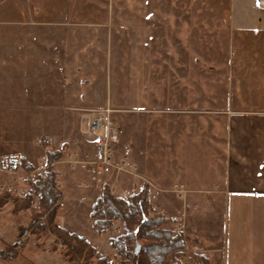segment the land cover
<instances>
[{
  "label": "rangeland",
  "instance_id": "obj_1",
  "mask_svg": "<svg viewBox=\"0 0 264 264\" xmlns=\"http://www.w3.org/2000/svg\"><path fill=\"white\" fill-rule=\"evenodd\" d=\"M232 5V0H4L0 3V160L14 157L22 167L21 159H24L41 174L46 167L44 140L52 151L60 152L61 159L54 167L62 198L56 205L55 221L90 242L95 248L90 260L93 264L101 259L108 264L120 263L110 240L124 234L123 226L115 222L107 234L99 235L90 219L105 184L115 195L124 198L148 184L149 201L160 211L158 195L179 197L173 192L169 175L192 169L207 172L211 161L227 156L231 129L233 137L238 139L236 124H231L229 118L227 126L224 116L227 112L221 110L264 109V17L245 16L240 11L241 3L232 12ZM158 9L165 11L166 26L162 34L154 30ZM147 12L151 16L155 14L149 27L143 22ZM142 25L149 32L143 33ZM133 26V33L126 31ZM144 41L152 45L164 41L165 49L158 50L155 45L143 52L140 45ZM51 42L75 44L77 48L87 44L75 51H85L84 65L79 64V71L80 85L87 87L86 91L80 87V92L87 102L96 80L108 78L111 106L81 113L51 107L59 101L65 104V81L59 80V76L65 77V71L62 72V66L56 68L61 58L56 52H61L60 49H53L54 69L43 72L45 67L39 66L42 73L34 75L29 63L22 62L19 66L16 59L34 51L25 49L21 55L14 49L1 48L13 43H35L43 48ZM5 57L7 61L3 60ZM49 84L54 85V90H49ZM131 106L176 107L181 108L176 112L180 115L198 110V116L192 119L181 115L179 121L158 113H132L128 111ZM106 108L113 111L111 119L120 134L118 155L124 149L130 151V173L103 176L105 184L94 183V186L83 180L73 183L74 178L69 179L71 174L80 177L79 171L86 172L75 161L80 157L84 161L93 160L96 152L93 138L87 134L88 119ZM160 123L170 127L166 131L170 135L178 134L175 146L161 143ZM211 123H214L213 132L217 133L213 137L219 138V144H213L208 134ZM62 140L65 144L58 148ZM220 170L217 172H225L223 166ZM178 182L185 186L188 195L191 192L188 185ZM33 183L0 168V250L10 247L18 253L12 261L0 258V264H71L63 242L49 229L48 214L38 209L40 198L33 192ZM29 193H32V205L27 208L23 200ZM173 201L178 205V200ZM61 202L63 206H58ZM223 211L201 208L188 212L191 216L205 215L210 223L218 219L222 223ZM184 231L187 239L193 241L185 228Z\"/></svg>",
  "mask_w": 264,
  "mask_h": 264
},
{
  "label": "crops",
  "instance_id": "obj_2",
  "mask_svg": "<svg viewBox=\"0 0 264 264\" xmlns=\"http://www.w3.org/2000/svg\"><path fill=\"white\" fill-rule=\"evenodd\" d=\"M232 2V12L241 3L240 11L244 12L245 16L264 17V0H232ZM153 17H155V14L151 16V13L147 12L143 17V22H146L149 27L150 19ZM153 24L154 22H152ZM144 25H142L143 33L146 31ZM105 26H108V24H105ZM165 26V11L158 9L157 27L154 30L162 34ZM133 30H135L134 26L126 29L130 33H133ZM146 32H149V29ZM165 44L164 41L154 43V45L144 41L140 47L143 52L150 50V47L155 45L158 50L160 48L164 50ZM77 45L79 46V44ZM86 45L83 44L80 48H77L75 44L61 43V45H57L51 42L45 43L43 48H39L38 44L35 43H13V45L4 44V47L1 48L4 50L14 49L20 53L25 49L34 51L31 54H25L26 56L29 55L27 58H24L26 56L16 57L19 66L23 65L22 62L29 63L34 69V75H38L42 71L53 70V66L56 65L54 64L56 59L54 58L53 49H60L61 52H56V54L61 58L59 64L55 67L58 69L62 66V72L65 71V77L59 76V80L65 81V98L63 97L65 104L59 101L56 106L52 105L51 107H61L70 113H81L86 109L97 110L106 107L108 104L112 105L111 94H109L111 92L107 93V89L110 91L111 88L108 78L105 80L95 79L97 82L92 86L91 92H88L89 99L87 98V102H85L86 98L82 97L80 87L86 91L87 86L80 85L82 80L79 64L83 63L82 65H84L85 51H75L85 48ZM10 46L13 47L9 48ZM48 50H52V52H48ZM63 50H65L64 53ZM158 53L160 54V52ZM40 55L43 58H39ZM3 60L7 61L8 58L5 57ZM39 66L45 67V69L41 71ZM48 76L50 75L48 74ZM51 78L53 80L54 76ZM49 90H54V85L49 84ZM30 105L35 107L36 104ZM128 109L132 113L148 112V114L158 113L171 118L173 116L174 120L179 121L181 115H184V117L190 116L192 119L198 116V110H193L190 114L180 115L176 112L181 111V108L176 107L163 108L158 106V108L150 109L149 107L137 108L131 106ZM221 111L227 112V114H224L227 117V126L229 118H231V124H236L239 133V137L236 139V137H233V130H230L232 139L226 143L227 156L222 157L219 161H208L210 164H208L207 172H198L199 170L192 169L191 172L182 170L169 175L173 181L170 185L180 183L178 181L181 180L188 185L191 192L185 199H180L175 195H158V206L162 214L178 222L169 224L170 227L176 225V227L185 228L190 238L198 240L211 252V264H264V109L251 112L230 111L229 109ZM158 128L159 131L163 130L160 132L161 143L175 146L178 134L173 133L172 136L170 132L167 133L166 131L170 127L162 126V123L159 124ZM172 129H176V123H174ZM213 131H215L214 123H211L208 134L211 135L213 144H219V138L213 137V134L217 133ZM58 143V148H61L65 141L62 140ZM54 146L53 148H55ZM79 148L81 149V147ZM78 152L82 153L80 150ZM79 159L84 160L82 157ZM222 166L225 172H217L222 171L220 170ZM78 174L80 177L71 174L69 176L70 181L74 178L73 183L86 181L89 185L94 186L88 173L81 170ZM59 178L61 179V175H59ZM204 191L206 192L204 193ZM174 199L179 201L178 205L175 204ZM201 208L224 210L222 212V223L220 219L210 223L205 215H189V210L197 212ZM214 227L219 229L216 230Z\"/></svg>",
  "mask_w": 264,
  "mask_h": 264
},
{
  "label": "trees",
  "instance_id": "obj_3",
  "mask_svg": "<svg viewBox=\"0 0 264 264\" xmlns=\"http://www.w3.org/2000/svg\"><path fill=\"white\" fill-rule=\"evenodd\" d=\"M46 150V167L44 174H37L32 184L33 192L39 196L38 209L48 214V226L66 248V257L71 264H93L90 260L95 255V248L85 238L60 227L55 219L57 203L62 198L58 189V177L55 164L61 159L58 151L50 149L44 140ZM22 168L26 172H34L36 168L21 159ZM32 193L23 201L27 208L32 205ZM151 188L144 184L140 192L126 198L115 195L108 184L104 185L102 198L98 199L90 213L92 227L99 235L107 234L110 227L119 222L124 234L110 240V246L119 257V264H164L175 252L185 248L183 233L167 228L169 224L178 223L156 209L149 201ZM45 229V225L42 226ZM194 242L198 240L193 239ZM139 245V252L136 247ZM18 253L8 247L0 250V258L14 260ZM174 256V255H173ZM202 264H211L206 257ZM96 264H108L104 259Z\"/></svg>",
  "mask_w": 264,
  "mask_h": 264
},
{
  "label": "built area",
  "instance_id": "obj_4",
  "mask_svg": "<svg viewBox=\"0 0 264 264\" xmlns=\"http://www.w3.org/2000/svg\"><path fill=\"white\" fill-rule=\"evenodd\" d=\"M3 1L4 0H0V3ZM112 112L110 108H106L97 111V113H95L97 115L92 119H88L87 134L93 138L96 146L94 159L75 161L78 164H82L93 183H104L103 176H110L112 174L119 175L121 172L130 173V151L124 149L123 152L118 155V150L121 147V139L118 129L111 119ZM0 168L2 172L20 175L30 180V182L35 181L36 175L39 174L37 170L34 172L24 171L20 165V161L14 157L1 159ZM173 192L178 194L179 197L185 198L188 191L185 189L184 185L177 183L173 185ZM59 205L63 206L62 202L59 203L58 206ZM171 229L183 233L185 248L172 254L164 264H202V257H206L210 260L211 252L202 244L187 239L183 227L176 228L172 226Z\"/></svg>",
  "mask_w": 264,
  "mask_h": 264
},
{
  "label": "water",
  "instance_id": "obj_5",
  "mask_svg": "<svg viewBox=\"0 0 264 264\" xmlns=\"http://www.w3.org/2000/svg\"><path fill=\"white\" fill-rule=\"evenodd\" d=\"M139 249H140V247H139V245H137L136 252H139Z\"/></svg>",
  "mask_w": 264,
  "mask_h": 264
}]
</instances>
